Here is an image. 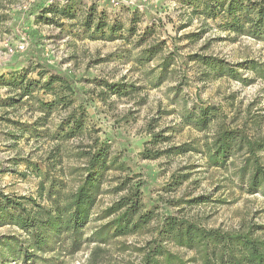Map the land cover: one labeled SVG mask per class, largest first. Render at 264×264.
<instances>
[{
    "label": "rangeland",
    "instance_id": "374dc122",
    "mask_svg": "<svg viewBox=\"0 0 264 264\" xmlns=\"http://www.w3.org/2000/svg\"><path fill=\"white\" fill-rule=\"evenodd\" d=\"M227 1L0 0V196H24L45 206L40 182L42 195L50 180L62 194L73 190L84 163L75 146L91 138L106 142L124 166L103 178L78 252L53 245L50 251H30L34 258L25 264H140L142 249L157 238L167 216L264 240V180L256 191L248 189L252 164L245 165V152L234 151L217 167L207 161L206 145L221 124L250 138L264 135V31L250 34L243 20L240 32L227 28L223 8L217 7ZM250 1L264 6V0ZM206 3L212 4L211 15ZM65 5L71 6L73 19L43 14L49 6ZM90 7L94 20L122 28L115 40L91 38L92 31L83 30L80 22ZM249 16L255 17L252 9ZM130 27L135 33L128 35ZM147 28L153 32L139 42ZM23 42L27 47L19 51ZM151 46H159V52L140 60ZM200 59L221 62L231 72L219 76V68ZM48 70L71 82V106L41 110L40 102L52 97L37 88L15 104L8 101L19 100L20 91L10 86L15 78L29 71L26 80H39L37 72ZM107 85L122 90L114 94ZM205 107L217 108L222 118L202 130L185 123V114ZM72 110L84 112L83 133L60 141L58 127ZM55 146L60 153L48 161ZM177 147L187 151L176 153ZM144 151L153 158L143 159ZM256 157L264 179V152ZM126 179V188L139 186L141 212H151L152 219L136 233L103 243L93 234L113 218H102V212L126 194L115 191ZM12 237L22 244L27 240L17 227L0 226V241ZM8 246L0 243V264H24L10 256ZM162 246L179 264H199L194 251L168 241Z\"/></svg>",
    "mask_w": 264,
    "mask_h": 264
},
{
    "label": "trees",
    "instance_id": "16d2710c",
    "mask_svg": "<svg viewBox=\"0 0 264 264\" xmlns=\"http://www.w3.org/2000/svg\"><path fill=\"white\" fill-rule=\"evenodd\" d=\"M211 5L206 3L208 15L213 12ZM219 6L223 8L228 22L227 28L231 31H241L243 28L241 20L248 25L249 33L252 35L264 31V6L262 3H253L250 0H228L222 5H217V7ZM71 9V6L68 5L62 6L59 10L49 6L43 10V14H59L65 18L73 19ZM251 9L255 17L249 16ZM92 11H94V7L89 8V13L80 22L83 30L87 33L92 31L91 38L115 40L116 33H119L122 28L116 24L106 26L101 18L94 20ZM43 20L48 21L44 17ZM126 32L128 35L134 34L135 28L130 27ZM151 32H153V28H147L140 36L139 42L145 41ZM158 52L159 46L148 47L143 51L146 58L142 57L140 60L147 62ZM200 60L206 66L219 68V76L231 72L228 69L224 70L225 65H222L221 62L209 59ZM162 65L165 70V62ZM28 73L29 71L24 76H20L19 80L15 78L13 85H10L16 87L15 91H20L19 100L8 99L11 104L21 101L24 97H30L36 88L52 97L49 102H40L39 104L41 110L48 113L57 106L65 109L74 103L72 97L75 89L65 75L48 70L37 72L39 80H26ZM44 75L47 77L46 81L41 82ZM107 86L114 94L120 93L122 90V86L119 85ZM194 113L185 114L183 119L186 124H192L200 130L205 129L211 122L222 118L219 110L214 107L199 108L198 112ZM83 117L82 110L79 113L72 110L67 117L61 120L58 127L61 133L56 139L67 141L82 134ZM157 137L154 136L153 139ZM75 148L78 157L84 159V163L78 170L80 175L73 190L62 194L55 190V181L50 180L45 195H42L44 184L40 182L38 193L48 202L45 206L24 196H0V226L5 224L15 226L27 237L25 244L19 243L13 237L5 238L0 243L9 244L8 253L10 256L19 257L21 263H28L34 258V254H31L30 251L32 253L50 251L53 245L57 248L64 246L68 254L78 252L83 243L81 240L82 230L92 217L103 178L109 171H124V166L118 163V158L112 157L109 145L100 141L99 138H91L89 143L80 142ZM174 149L176 153L187 151L185 147ZM234 151H244L247 155L245 165H248V162L252 164L248 189L256 191L264 180L262 167L258 164L256 157L258 153L264 152V135L250 138L241 129H230L221 124L214 132L211 142L206 145L207 161L211 166L223 165ZM59 153V146H55L48 153L47 160L56 159ZM140 156L143 159L153 158V155L146 151L140 153ZM128 182L129 180L126 179L124 182H120L119 187L116 186L115 191H126V194L112 202L102 212V218L113 217L93 234V236H102L99 241L103 243L107 237L115 238L136 233L152 219L151 212H141L139 186L126 188ZM156 236L154 241L147 242L142 249L140 264H179V258L162 246L164 241L194 251L199 257V264H264V240L252 238L247 233H229L221 232L218 229H206L190 220L167 216L161 220ZM157 242L159 243L157 244ZM93 253H96V250Z\"/></svg>",
    "mask_w": 264,
    "mask_h": 264
},
{
    "label": "built area",
    "instance_id": "2783aa9c",
    "mask_svg": "<svg viewBox=\"0 0 264 264\" xmlns=\"http://www.w3.org/2000/svg\"><path fill=\"white\" fill-rule=\"evenodd\" d=\"M26 47H27L26 42H23L20 45H18V50L19 51H24L26 49Z\"/></svg>",
    "mask_w": 264,
    "mask_h": 264
}]
</instances>
